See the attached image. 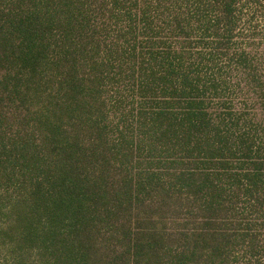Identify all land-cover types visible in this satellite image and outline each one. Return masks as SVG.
Instances as JSON below:
<instances>
[{
    "label": "trees",
    "instance_id": "1",
    "mask_svg": "<svg viewBox=\"0 0 264 264\" xmlns=\"http://www.w3.org/2000/svg\"><path fill=\"white\" fill-rule=\"evenodd\" d=\"M9 264H264V0H0Z\"/></svg>",
    "mask_w": 264,
    "mask_h": 264
},
{
    "label": "rangeland",
    "instance_id": "2",
    "mask_svg": "<svg viewBox=\"0 0 264 264\" xmlns=\"http://www.w3.org/2000/svg\"><path fill=\"white\" fill-rule=\"evenodd\" d=\"M2 222L0 220V228L2 227ZM6 253H7V250L5 247L3 246H0V264H9L7 263V260H6Z\"/></svg>",
    "mask_w": 264,
    "mask_h": 264
}]
</instances>
